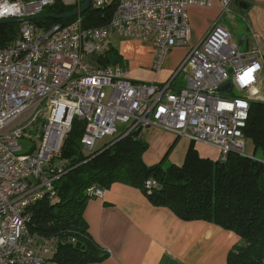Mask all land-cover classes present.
Here are the masks:
<instances>
[{"label": "built area", "instance_id": "1", "mask_svg": "<svg viewBox=\"0 0 264 264\" xmlns=\"http://www.w3.org/2000/svg\"><path fill=\"white\" fill-rule=\"evenodd\" d=\"M56 1L0 0V19L39 14ZM110 1L92 0L91 6ZM235 1L219 0L224 12ZM191 5L211 2L116 0L102 25L85 27L81 16L38 30L24 22L17 37L0 47V264H44L54 250V238L29 232L30 208L58 200L55 181L68 160L55 157L74 119L83 123L80 143L88 154L98 139L141 137L147 127L212 146L221 161L230 152L245 153L243 128L263 55L257 47L243 49L227 28L214 23L163 82L134 81L119 65L87 61L103 55L117 34L151 43L152 68L158 70L173 47L187 44ZM180 72L184 83L177 87ZM151 185L153 180L145 181V188ZM103 192L95 184L86 189L88 197Z\"/></svg>", "mask_w": 264, "mask_h": 264}, {"label": "trees", "instance_id": "2", "mask_svg": "<svg viewBox=\"0 0 264 264\" xmlns=\"http://www.w3.org/2000/svg\"><path fill=\"white\" fill-rule=\"evenodd\" d=\"M80 5L57 0L44 12L65 13ZM115 7L116 0L99 8L90 5L81 15L83 26L106 23ZM73 18H44L32 23L48 28ZM19 26L0 24V47L17 37ZM99 63L124 64L114 48H108ZM82 133L83 123L74 119L55 157L68 160L67 171L55 181L58 200L50 203L43 199L30 208L29 232L55 239L54 250L44 264H89L107 257L89 235L82 213L90 185L107 189L115 182L140 189L152 205L167 207L183 220H203L233 231L239 242L228 251L227 264H264V101H250L243 128L252 153L230 152L223 161L203 159L190 148L180 165H164L163 161L148 166L142 160L147 144L136 133L114 137L85 156ZM149 179L154 185L147 189L145 181Z\"/></svg>", "mask_w": 264, "mask_h": 264}, {"label": "crops", "instance_id": "3", "mask_svg": "<svg viewBox=\"0 0 264 264\" xmlns=\"http://www.w3.org/2000/svg\"><path fill=\"white\" fill-rule=\"evenodd\" d=\"M59 1L66 5L77 2ZM239 1L248 5L245 11L240 9ZM210 2V6L188 7L190 34L187 44L173 47L158 70L152 68L154 48L149 42L122 39L112 34L108 48H114L122 57L127 78L147 83L163 82L171 77L189 48L197 45L214 23L219 24L229 30L233 40L243 49H260L263 69L252 90L255 100L264 101V52L261 49L264 48V0H237L229 12L222 10L219 0ZM102 56L104 54L93 55L87 61L91 66L101 65L99 58ZM182 85L175 83L177 87ZM141 138L147 144L142 160L148 166L163 162L169 149L179 142L184 158L188 149L193 148L203 159H219L214 147L211 148L218 153L216 158H205L194 141L184 137L176 140L173 133L157 127L144 129ZM173 161L170 163L180 165ZM82 215L91 238L108 253L105 259L89 264H227L228 251L239 242V236L233 231L203 220H183L167 207L152 205L140 189L121 182L104 189L102 197H89Z\"/></svg>", "mask_w": 264, "mask_h": 264}, {"label": "rangeland", "instance_id": "4", "mask_svg": "<svg viewBox=\"0 0 264 264\" xmlns=\"http://www.w3.org/2000/svg\"><path fill=\"white\" fill-rule=\"evenodd\" d=\"M81 1L82 0H77L76 3L80 5L81 4L80 3ZM48 7L49 6L44 7L43 10L41 12H39V14L40 13H44V10H46V8H48ZM20 17H22V16H20ZM12 18H14V17H12ZM36 28L38 30L39 27L36 25ZM44 28L45 27L43 26L42 29H44ZM261 49L264 52V48H261ZM119 50H121V48ZM109 65H116V64H109ZM119 65H121L123 68L125 67V64H119ZM183 80H184L183 79V73L180 72V73H178V75L174 79V83L179 82L182 85L184 83ZM253 100H255V99H253ZM182 138L181 137H177L176 140L182 139ZM112 139L113 138H110V137H107V136L104 137V138H102V139H98L97 140V143H96L97 150L100 149L102 146H104L109 141H111ZM183 139H186V138H183ZM195 144H196L197 150L199 151L200 155L203 156V157H205V158L214 159L218 155V153L213 148H211L212 146L205 145V144H203L201 142H195ZM250 149H251L250 141L249 140H245V153L246 154H249L250 153ZM82 152L84 153L85 156L90 155V154H88V153H86L84 151H82ZM183 158H184V151H182L181 144L179 142V143H176L171 149H169V151L167 152V155H165V158H164L165 160H164L163 163H164V165H166V164H168V163H170L171 161L174 160L173 162H178L180 164L182 162ZM32 234H35V233H32ZM52 238L53 237H51L49 239H52Z\"/></svg>", "mask_w": 264, "mask_h": 264}, {"label": "water", "instance_id": "5", "mask_svg": "<svg viewBox=\"0 0 264 264\" xmlns=\"http://www.w3.org/2000/svg\"><path fill=\"white\" fill-rule=\"evenodd\" d=\"M91 0H84V2L74 8L71 11L65 12V13H40L35 15H27L22 17H14V18H2L0 19V24L4 23H23V22H32L39 19L44 18H53V19H67L71 17L81 16L90 6ZM239 7L242 11H245L248 7V5L244 1H239ZM230 86V83H226L222 89H226Z\"/></svg>", "mask_w": 264, "mask_h": 264}, {"label": "bare ground", "instance_id": "6", "mask_svg": "<svg viewBox=\"0 0 264 264\" xmlns=\"http://www.w3.org/2000/svg\"><path fill=\"white\" fill-rule=\"evenodd\" d=\"M90 5H92V0H91ZM92 7L97 8V7H95L94 5H93ZM99 66H100V65H99ZM119 66H120V65H119ZM121 67H122V66H121ZM122 68H123V67H122ZM176 90L179 91L180 89H179V88H176Z\"/></svg>", "mask_w": 264, "mask_h": 264}]
</instances>
